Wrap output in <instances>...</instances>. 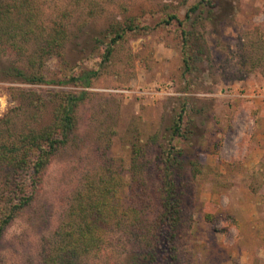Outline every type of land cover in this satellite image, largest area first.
<instances>
[{
    "label": "rangeland",
    "instance_id": "1",
    "mask_svg": "<svg viewBox=\"0 0 264 264\" xmlns=\"http://www.w3.org/2000/svg\"><path fill=\"white\" fill-rule=\"evenodd\" d=\"M198 1L40 0L44 26L62 23L67 31L60 49L65 66L54 55L28 66L39 56L40 38L27 44L23 59L10 54L0 62L41 71L46 79L92 68L100 74L87 86L0 76V142L16 141L54 119L56 101L37 107L27 103L26 91L84 93L69 140L52 155L37 194L0 238V264H41L64 243L60 236L82 224L88 213L80 205L101 196L103 184L110 189L112 214L100 247L79 264H264V0H214L218 18L195 25L198 46L191 71H184L181 29L191 24L158 23L165 12L183 20ZM129 17L148 30L128 31L100 64L104 45L98 47L97 39L111 23ZM180 113L184 135L192 133L172 139ZM170 143L183 148L176 181L184 216L173 241L161 234L154 259L144 242L132 238L134 226L160 209ZM5 172L0 166V178ZM132 178L144 191L135 213L128 206Z\"/></svg>",
    "mask_w": 264,
    "mask_h": 264
},
{
    "label": "trees",
    "instance_id": "2",
    "mask_svg": "<svg viewBox=\"0 0 264 264\" xmlns=\"http://www.w3.org/2000/svg\"><path fill=\"white\" fill-rule=\"evenodd\" d=\"M40 0H0V57L13 54L23 59L28 50L27 44L33 39L40 38V53L34 61L31 59L28 66L33 65L36 60L40 63L44 58L54 55L60 58L61 65L65 66L61 47L64 44L67 31L62 23H57L47 29L41 18L42 8ZM214 0H199L188 8L184 19L179 20L176 13L165 12V16L159 21L160 24H170L176 20L183 25L188 21L190 28L181 29L184 71H191V61L194 47L197 45L198 34L195 25L200 20L214 21ZM192 20L191 14H195ZM202 14V15H201ZM204 14V16H203ZM222 16V13L221 15ZM157 25V26H158ZM148 27L135 24L134 17H129L123 23H111L108 33L103 38L97 39V46L104 45L100 64L109 61L115 44L124 37L128 31L141 32ZM46 33V39L44 34ZM195 34V35H193ZM106 38H109L106 40ZM195 38L196 40H193ZM202 52V49H197ZM100 69H86L80 73H64L62 79H46L43 72L27 70L16 62L4 64L0 62V76L23 81L29 84L70 83L73 85L87 86L92 78L98 77ZM25 92V91H23ZM27 103L37 107L45 105L46 101H56L54 119L46 127L38 130L30 129L27 133L18 135L16 141L0 142V166L6 169L5 175L0 178V238L7 225L16 215L33 200L39 190L42 174L45 166L49 163L55 151L66 144L75 128V108L84 97V93H70L58 91L49 96L28 90L25 92ZM184 109V108H183ZM185 110V109H184ZM183 113H180L173 122L171 138L181 140L189 138L184 135L182 129ZM177 139V140H179ZM183 156V148L176 144H169L163 159L162 192L163 199L157 215L151 220L143 219L142 225H135L133 242L145 243L146 253L156 259L159 256L161 234L165 233L166 242L170 243L178 235L183 220V207L181 206L182 193L179 189L180 182L176 181L178 176L177 166ZM133 179V178H132ZM135 179L129 184V207L134 213L137 211L134 205L142 201V189L135 184ZM140 184V183H139ZM110 191L107 184L100 187L101 196L89 198L88 207L80 205V212L88 216L83 219L82 224L75 232L65 233L63 242L57 248L50 250L42 258L41 264H79L80 258L86 255L90 249L99 246L104 240L106 230H103L109 220L107 195ZM117 210V209H113ZM106 212V214H105ZM87 218V219H86ZM135 222H141L138 218ZM147 225V226H145ZM152 225L151 230L148 228ZM150 233H149V232ZM58 241V242H59ZM171 249V248H170ZM172 264H175V262Z\"/></svg>",
    "mask_w": 264,
    "mask_h": 264
}]
</instances>
